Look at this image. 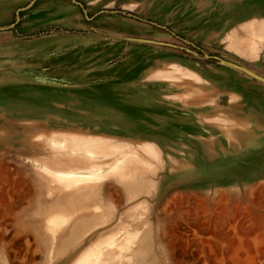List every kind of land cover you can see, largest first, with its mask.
Instances as JSON below:
<instances>
[{"label":"rangeland","instance_id":"1","mask_svg":"<svg viewBox=\"0 0 264 264\" xmlns=\"http://www.w3.org/2000/svg\"><path fill=\"white\" fill-rule=\"evenodd\" d=\"M5 60L65 129L0 132V264H264V0H0Z\"/></svg>","mask_w":264,"mask_h":264},{"label":"crops","instance_id":"2","mask_svg":"<svg viewBox=\"0 0 264 264\" xmlns=\"http://www.w3.org/2000/svg\"><path fill=\"white\" fill-rule=\"evenodd\" d=\"M5 69L0 72L1 85L0 90L5 91V112L0 113V132L8 131H49V130H64L65 122L60 121L61 124H57L51 120L50 110L52 109L51 103L47 102L46 97H42L41 100H46V103H40L38 113H25L24 104L20 102L14 103L15 100L21 101L24 99H39L36 96L30 97L23 96V93H34L39 88L28 83L29 78H33V72L31 69L33 65L26 61H9L5 60ZM39 104V105H40ZM65 102L62 105L61 111L56 110L57 113L61 115H67L68 107ZM33 107V106H32ZM31 107V108H32ZM26 111V110H25ZM33 111H36L33 109ZM32 145H27L25 142L19 147L20 153L25 156H33L35 161L39 159L37 154H32L29 147ZM36 147V145H33ZM38 158V159H37ZM43 158V157H41ZM52 157H49L51 159ZM42 162H47L45 159Z\"/></svg>","mask_w":264,"mask_h":264},{"label":"bare ground","instance_id":"3","mask_svg":"<svg viewBox=\"0 0 264 264\" xmlns=\"http://www.w3.org/2000/svg\"><path fill=\"white\" fill-rule=\"evenodd\" d=\"M98 172V171H97ZM99 173V172H98ZM245 238V237H244ZM241 239V238H240ZM245 240V239H244ZM243 242V241H242ZM242 242L240 244H242ZM245 242V241H244ZM243 242V243H244ZM245 244H247V242H245ZM234 244H229V248H228V251L232 248ZM244 245V244H243ZM243 247V246H242ZM248 248V247H247ZM94 254V253H93ZM97 256V255H96Z\"/></svg>","mask_w":264,"mask_h":264},{"label":"water","instance_id":"4","mask_svg":"<svg viewBox=\"0 0 264 264\" xmlns=\"http://www.w3.org/2000/svg\"><path fill=\"white\" fill-rule=\"evenodd\" d=\"M221 63H222V64H224V65H229V64H227V63H224V62H221ZM256 79L264 83V81H263V80H261V79H258V78H256Z\"/></svg>","mask_w":264,"mask_h":264}]
</instances>
